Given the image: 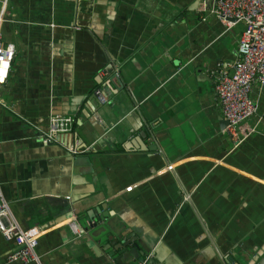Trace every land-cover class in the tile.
<instances>
[{
	"label": "crops",
	"instance_id": "crops-1",
	"mask_svg": "<svg viewBox=\"0 0 264 264\" xmlns=\"http://www.w3.org/2000/svg\"><path fill=\"white\" fill-rule=\"evenodd\" d=\"M199 5L0 0L15 47L0 194L44 230L39 262H7L16 243L0 232V264H264V80L242 123L256 129L233 147L215 72L231 68L244 25ZM56 113L73 116L76 151L39 138Z\"/></svg>",
	"mask_w": 264,
	"mask_h": 264
},
{
	"label": "built area",
	"instance_id": "built-area-1",
	"mask_svg": "<svg viewBox=\"0 0 264 264\" xmlns=\"http://www.w3.org/2000/svg\"><path fill=\"white\" fill-rule=\"evenodd\" d=\"M199 8L213 13L225 29L238 21L244 25L237 45V56L231 68L218 67L215 72V90L221 112L227 120L225 130L235 147L256 129V124L242 123L257 110V103L250 94L252 85L264 80V0H200ZM3 19V11L0 10V84L6 82L15 55L14 44L3 41ZM101 92L96 90L100 95ZM73 120L71 114H52L47 128L36 127L38 136L44 143L55 142L76 151L68 141ZM69 224L75 234H80L74 220ZM43 231L40 226H21L8 201L0 194V232L16 243V247L5 258L7 262H39L35 247Z\"/></svg>",
	"mask_w": 264,
	"mask_h": 264
},
{
	"label": "water",
	"instance_id": "water-1",
	"mask_svg": "<svg viewBox=\"0 0 264 264\" xmlns=\"http://www.w3.org/2000/svg\"><path fill=\"white\" fill-rule=\"evenodd\" d=\"M226 122H227V120H226ZM129 241H133L132 240V238L130 237V236H128V238H127ZM117 243H119V245H122V244H127V243H130V242H127V240H124V241H119V242H117ZM132 243H130V246L132 247ZM137 248V247H136Z\"/></svg>",
	"mask_w": 264,
	"mask_h": 264
}]
</instances>
